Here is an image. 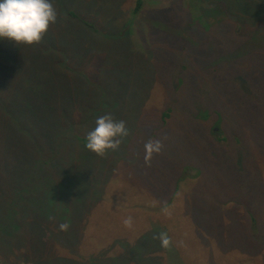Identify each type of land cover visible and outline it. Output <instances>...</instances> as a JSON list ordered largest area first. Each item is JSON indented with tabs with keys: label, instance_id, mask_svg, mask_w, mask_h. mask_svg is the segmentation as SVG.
<instances>
[{
	"label": "rangeland",
	"instance_id": "1",
	"mask_svg": "<svg viewBox=\"0 0 264 264\" xmlns=\"http://www.w3.org/2000/svg\"><path fill=\"white\" fill-rule=\"evenodd\" d=\"M52 2L41 43L0 39V264H264V0ZM105 114L129 134L100 157ZM55 186L79 241L31 238Z\"/></svg>",
	"mask_w": 264,
	"mask_h": 264
},
{
	"label": "clouds",
	"instance_id": "2",
	"mask_svg": "<svg viewBox=\"0 0 264 264\" xmlns=\"http://www.w3.org/2000/svg\"><path fill=\"white\" fill-rule=\"evenodd\" d=\"M57 19L58 11L52 0H0V39L14 41L17 45L39 44ZM95 123L94 130L86 136L85 147L100 157H104L109 150H118L122 138L129 134L126 122L115 120L111 114L100 116ZM163 147L160 139L148 140L144 145L145 163L150 165L153 155L160 154ZM164 211L171 215L166 206ZM123 223L126 227H132V217H127ZM59 227L67 231L70 225L62 223ZM153 238L159 239L165 249L172 244L171 238L164 232Z\"/></svg>",
	"mask_w": 264,
	"mask_h": 264
},
{
	"label": "trees",
	"instance_id": "3",
	"mask_svg": "<svg viewBox=\"0 0 264 264\" xmlns=\"http://www.w3.org/2000/svg\"><path fill=\"white\" fill-rule=\"evenodd\" d=\"M141 2L142 0H136V7L135 10H138L139 7L141 6ZM60 191V192H57ZM73 191H75L74 187L68 188L67 190H63L58 186L55 187H51L50 189L46 190V194L47 195H51L50 199L47 200L48 202V209H41L39 211V214H45V215H41L39 218L36 219V221L42 222L44 229H35L33 235L31 236V238L34 241H39V236L43 235L45 233V231H47V229L49 230L50 236L53 237L54 239L58 240V241H65V239L63 238L62 234H64L66 237L67 236H71L73 238V241H79V236L82 237L81 233L78 231V227L76 228L74 223L76 221V216L74 211L69 212L68 216H67V222L70 227L68 228L67 231H62L60 230V223L58 217L55 216H50L52 214H50V208L52 206H56L57 204H61V200L64 199L63 196L67 195V194H71ZM59 193H61L60 198H59ZM22 196L20 197L21 202H25L27 205L31 206L30 204H32L34 207L37 206L39 203H41L43 201L42 198H38L39 200H35V198L31 195L28 196V200H29V204L26 202L27 201V192H23L21 193ZM76 194L80 197V193L76 192ZM15 212H18V210H14V214ZM21 212H18L14 217H11V219L15 220V226L12 227L9 225V223L5 224V228H7L8 231H11L10 233H13V231H15L16 229L19 228V222H18V217L17 215H19ZM46 216V217H45ZM70 218H72V221H70ZM74 219V220H73ZM74 225V226H73ZM18 231H15V237H16V233ZM85 236V235H84ZM75 238H77V240H75ZM22 240V239H21ZM28 241V240H26ZM57 249H59L57 247ZM68 251H75L71 248H68Z\"/></svg>",
	"mask_w": 264,
	"mask_h": 264
}]
</instances>
